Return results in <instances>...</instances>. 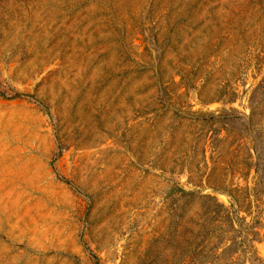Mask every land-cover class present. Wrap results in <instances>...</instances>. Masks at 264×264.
<instances>
[{"label": "rangeland", "instance_id": "1", "mask_svg": "<svg viewBox=\"0 0 264 264\" xmlns=\"http://www.w3.org/2000/svg\"><path fill=\"white\" fill-rule=\"evenodd\" d=\"M1 91L0 264H264V0H0Z\"/></svg>", "mask_w": 264, "mask_h": 264}, {"label": "trees", "instance_id": "2", "mask_svg": "<svg viewBox=\"0 0 264 264\" xmlns=\"http://www.w3.org/2000/svg\"><path fill=\"white\" fill-rule=\"evenodd\" d=\"M0 97L1 98H4V99H13V98H16L18 97V95L16 93H14L13 95L11 96H6L5 92L4 91H1L0 92ZM221 100V98H220ZM210 100H208L209 102ZM222 104L225 105V104H232L233 101L232 100H222ZM218 112V111H217ZM219 115L216 116L217 119H220L221 122L223 124H229V125H232L234 123H240V126H242L243 124L242 123H247L249 121V118L250 116L248 115H245L244 113H241L237 110H235L234 108L232 107H229L226 111L225 109L223 108V110L219 111L218 113ZM178 188V189H177ZM173 190L175 191H179L181 193H184V194H190L191 192H185L184 190H182L180 187L177 186V184H175Z\"/></svg>", "mask_w": 264, "mask_h": 264}]
</instances>
